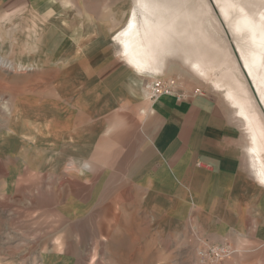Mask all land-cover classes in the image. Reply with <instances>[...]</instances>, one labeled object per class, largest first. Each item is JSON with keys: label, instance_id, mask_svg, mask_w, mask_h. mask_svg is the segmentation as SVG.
Instances as JSON below:
<instances>
[{"label": "rangeland", "instance_id": "374dc122", "mask_svg": "<svg viewBox=\"0 0 264 264\" xmlns=\"http://www.w3.org/2000/svg\"><path fill=\"white\" fill-rule=\"evenodd\" d=\"M149 1L168 10L171 22L193 21L166 33L156 51L165 65L154 74L138 72L122 55L118 36L137 0H32L0 23V264H166L150 249L159 238L146 231L149 216L140 209L100 216L95 206L102 189L114 194L115 176L119 197H142L136 195L141 186L120 184L121 169L105 168L118 164L105 153L111 137L103 133L118 120L126 144L122 133H130L133 104L153 102L144 91L151 75L216 98L226 111V131L235 134L226 145L241 147L257 179L246 121L219 90L239 89L263 126L264 105L215 0ZM242 2L250 11L264 9V0ZM201 61L209 66L206 77L192 67ZM110 71L119 82L107 79ZM190 234L197 246V236L222 243L198 228Z\"/></svg>", "mask_w": 264, "mask_h": 264}, {"label": "crops", "instance_id": "0c3cea01", "mask_svg": "<svg viewBox=\"0 0 264 264\" xmlns=\"http://www.w3.org/2000/svg\"><path fill=\"white\" fill-rule=\"evenodd\" d=\"M29 5L32 0H0V23ZM118 67L126 72L124 65ZM114 73H107L110 82L118 80ZM128 75L135 83L134 73ZM185 90L191 95L183 101L161 97L140 104L137 100L131 110L132 124L126 126H131L126 130L130 133H122L126 144L119 140L118 120L106 130L110 134L103 133L111 137L105 153L118 164L105 168L121 169L120 184L141 186L136 195L142 197L136 199L128 193L119 197V176H115L111 179V184H116L114 194H104L102 189L96 198V210L101 211L98 215L118 217L120 211L140 209L149 216L146 231L159 238L150 248L158 262L202 264L190 234L198 228L211 240L230 244L234 253L223 264H264V170L253 151V138L258 134L246 122L256 179L242 160L241 147L226 145V139L235 134L226 131L223 106L216 98ZM219 91H225L228 100L227 91ZM141 107L145 111L140 114ZM259 118L263 121L261 115Z\"/></svg>", "mask_w": 264, "mask_h": 264}, {"label": "bare ground", "instance_id": "6f19581e", "mask_svg": "<svg viewBox=\"0 0 264 264\" xmlns=\"http://www.w3.org/2000/svg\"><path fill=\"white\" fill-rule=\"evenodd\" d=\"M137 1L138 6L136 5L137 7L132 11L127 27L118 36L123 55L138 72L159 73L165 65L164 60L159 58L156 52L160 42L171 29H187L193 21L190 18L188 22L182 19L171 22L168 10L166 11L159 4L149 0ZM215 2L224 21L237 38L243 69L264 105V9L255 6L256 9L250 11L242 0H215ZM192 67L199 75L206 77V69L209 66L207 67L205 61L195 62ZM228 91V100L247 120L249 128L252 131L256 130L254 133L258 134L253 138L256 142L253 151L264 170V126L258 117L259 114L252 111L250 101L239 89L234 92Z\"/></svg>", "mask_w": 264, "mask_h": 264}, {"label": "built area", "instance_id": "2783aa9c", "mask_svg": "<svg viewBox=\"0 0 264 264\" xmlns=\"http://www.w3.org/2000/svg\"><path fill=\"white\" fill-rule=\"evenodd\" d=\"M150 79L144 85L145 96L148 100L156 101L161 97H173L178 101L187 100L190 92L183 89L181 83L176 78H164L163 76H149ZM200 89H196L193 94L199 95ZM197 233V232H195ZM199 244L196 248L197 256L202 264H221L230 258L234 253L230 244L222 242L213 244L196 237ZM201 239V240H200Z\"/></svg>", "mask_w": 264, "mask_h": 264}]
</instances>
